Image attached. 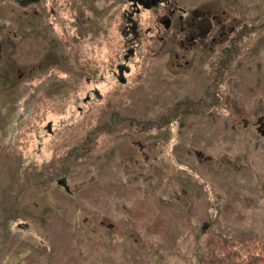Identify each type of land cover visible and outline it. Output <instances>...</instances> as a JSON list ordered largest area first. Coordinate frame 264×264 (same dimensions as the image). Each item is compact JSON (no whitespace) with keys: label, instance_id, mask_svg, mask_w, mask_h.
<instances>
[{"label":"rangeland","instance_id":"374dc122","mask_svg":"<svg viewBox=\"0 0 264 264\" xmlns=\"http://www.w3.org/2000/svg\"><path fill=\"white\" fill-rule=\"evenodd\" d=\"M206 2L246 22L244 42H264V0ZM165 6L131 15L127 0H0V177L19 171L28 183L16 239L50 235L54 252L79 236L84 264H191L195 233L215 216L264 237V135L253 115L264 97L245 82L264 47L249 46L223 79L209 41L200 62L192 52L194 66L180 68L184 33L159 22ZM132 45L121 83L116 64ZM138 121L145 128L133 130ZM59 163L69 192L43 182ZM20 244L5 246L9 264L29 263ZM37 251L32 264H47Z\"/></svg>","mask_w":264,"mask_h":264},{"label":"trees","instance_id":"16d2710c","mask_svg":"<svg viewBox=\"0 0 264 264\" xmlns=\"http://www.w3.org/2000/svg\"><path fill=\"white\" fill-rule=\"evenodd\" d=\"M143 126V122L138 121V123H135L133 130H142L145 128ZM126 129L130 130L131 127ZM89 137L87 138V140H89ZM4 151L5 150H1L0 152L3 153ZM57 165L58 166L53 170H49V174L47 176L43 177L44 184H49L51 182L54 183L57 181L56 183H58L59 186H62L59 183V180L61 178L58 180L56 179L60 176V173L57 172V170L63 169V166L60 163ZM6 170L7 173H9L10 168L6 167ZM10 175L12 178V181L10 180V183L8 180H6L5 183L2 184V178L0 177V264H9L8 262H6V259H4L5 254L3 253L6 252L5 246L10 244L8 247L12 248L14 240H16L17 245L19 244V242L23 243L19 245V248H26L25 253L28 254L25 257L29 260L28 264H32L33 260H39V255L34 254L35 252H38L37 249L39 248L46 251L45 256L47 258V264H73V261L71 260L73 256L76 257V260H78L79 264H84L83 260L87 256V252H84V249L81 248L83 245H80L79 243V236L74 239L75 242L72 241L73 243H60L54 248V252H52V245H50L49 243L51 241L50 235L46 238V243L44 242L43 244L35 242L32 243L30 242L32 240L29 239H16L17 233L15 232V230H13V227L17 223H19V219L21 218L20 209H17V204L19 206V204L24 203V201L27 200V196H25L26 194H24V190L25 187L28 186V183L27 180L24 181V176L19 171L17 173H11ZM33 179H35V177ZM208 196L210 200H207L206 202L207 207L213 208L211 210L217 214L221 212L224 213L226 209H219L218 211V209L215 208L217 202L212 201L210 195ZM206 224L207 226L206 229H204V232L210 229L206 235L200 232L195 233L196 237L194 238V248L192 250V253L195 254V258L191 260V264H196L197 262H199V264H205L204 262H207L209 264H264L263 236H258L257 233L253 234L241 229H236L233 226L225 224L224 222H220L218 220V216H215L214 220L207 219ZM47 228H51V226H47ZM59 231L62 230L60 229ZM85 235L89 238L91 237L87 234ZM58 237L61 241L66 240L64 235ZM25 243L26 245H24ZM28 244H30L31 246H28ZM28 247H32L33 250L29 252ZM151 247L152 245H150V248ZM151 250H153V248H151ZM60 252H71V255L69 257H64L62 255H59ZM41 254L43 253L41 252ZM51 257L56 259L55 263L53 261L54 259H52L50 263L49 260ZM19 264L23 263L20 262ZM92 264H101V262L99 259L95 260L94 258Z\"/></svg>","mask_w":264,"mask_h":264},{"label":"flooded vegetation","instance_id":"af4514ba","mask_svg":"<svg viewBox=\"0 0 264 264\" xmlns=\"http://www.w3.org/2000/svg\"><path fill=\"white\" fill-rule=\"evenodd\" d=\"M127 1L133 7L130 12L131 15L134 14V11L136 10V12H139L141 9L140 7H142V10L146 11L157 8L162 2H165L168 8L165 10L166 13L159 17V22L163 23V26H167L168 29L172 27V23L177 22L178 26L176 29L178 30V33H184V36L179 38V44H181L183 52L176 56L179 62L181 61L179 64L180 68L184 65V67L194 66V59L186 57L187 55L192 54V52H195L198 57H195V60L200 62L199 58L203 55V49L207 45L206 41H209L211 44L209 47L212 49L211 61L214 57L212 73L216 72L217 77L221 74L223 79L229 74H232L233 60H235V57L245 55L247 53L245 50H248L249 46L258 45L264 47V42H244L243 40L246 38L244 37L245 33L249 31L246 22L237 21L234 16L229 18V14L226 13L225 10H222L221 13H218L217 10L214 11L215 9L212 5H208L206 0H201L198 6L194 7H191L193 5H178V0ZM189 11V14L186 13ZM228 21H232L234 24H226ZM240 23L241 26H239ZM262 28H264V24H262ZM172 39L174 40L173 37ZM135 46H137V44ZM135 46L132 45L128 48L127 53L124 54V60L122 59L116 64V75L121 83H125L127 80V77L124 74L130 72V66L128 65L129 62H127V59L134 53ZM256 55L258 56L256 58H259L258 62H252V60L249 59L252 63L249 66L248 72L245 74V82L246 79L249 78L246 88L249 89L250 79H253L252 86L255 88L259 85V89L257 88L259 90L258 93L262 94L264 97V50L259 51ZM214 79L217 80L218 78ZM213 90V83L211 82L210 87L207 86L205 88L204 94L208 95L213 93ZM217 91H219V89H217ZM94 93L97 92L95 91ZM87 97H89V94H87ZM253 115L256 118V130L260 135H264V106L259 104L257 112ZM242 123L244 126L248 127L252 122L247 118L244 119Z\"/></svg>","mask_w":264,"mask_h":264},{"label":"water","instance_id":"95a60500","mask_svg":"<svg viewBox=\"0 0 264 264\" xmlns=\"http://www.w3.org/2000/svg\"><path fill=\"white\" fill-rule=\"evenodd\" d=\"M59 183L64 187V189L68 192L69 191V187L68 185L66 184V179L65 177H62L60 180H59ZM206 227V226H205ZM204 227V229H205Z\"/></svg>","mask_w":264,"mask_h":264},{"label":"bare ground","instance_id":"6f19581e","mask_svg":"<svg viewBox=\"0 0 264 264\" xmlns=\"http://www.w3.org/2000/svg\"><path fill=\"white\" fill-rule=\"evenodd\" d=\"M183 111V110H182Z\"/></svg>","mask_w":264,"mask_h":264}]
</instances>
